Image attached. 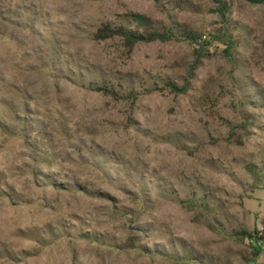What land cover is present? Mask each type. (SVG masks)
I'll list each match as a JSON object with an SVG mask.
<instances>
[{
    "label": "rangeland",
    "instance_id": "rangeland-1",
    "mask_svg": "<svg viewBox=\"0 0 264 264\" xmlns=\"http://www.w3.org/2000/svg\"><path fill=\"white\" fill-rule=\"evenodd\" d=\"M0 264H264V4L0 0Z\"/></svg>",
    "mask_w": 264,
    "mask_h": 264
},
{
    "label": "trees",
    "instance_id": "trees-1",
    "mask_svg": "<svg viewBox=\"0 0 264 264\" xmlns=\"http://www.w3.org/2000/svg\"><path fill=\"white\" fill-rule=\"evenodd\" d=\"M246 1H248V2H250L252 4H264V0H246ZM99 33L100 34L101 33L102 34H106L107 36L120 35V36L125 37V39L128 42L143 40V37L141 35L135 34V33L131 32V31L123 29V28L117 29V30H114V31H111L108 28H104V29H100ZM149 36H152V35H149ZM151 38H154V37H151ZM100 90H103V89H100Z\"/></svg>",
    "mask_w": 264,
    "mask_h": 264
}]
</instances>
